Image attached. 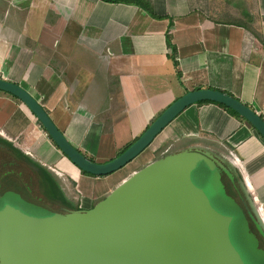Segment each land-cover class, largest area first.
Returning <instances> with one entry per match:
<instances>
[{"label":"crops","instance_id":"crops-1","mask_svg":"<svg viewBox=\"0 0 264 264\" xmlns=\"http://www.w3.org/2000/svg\"><path fill=\"white\" fill-rule=\"evenodd\" d=\"M117 2L0 0V78L28 92L73 147L109 161L197 89L227 92L264 119V34L255 29L264 27V0H149L151 16L133 1ZM166 142L231 161L264 219V141L244 119L196 103L146 151ZM15 150L95 201L81 209L110 192L103 181L111 176L82 175L26 106L0 91V169L22 161Z\"/></svg>","mask_w":264,"mask_h":264},{"label":"water","instance_id":"water-1","mask_svg":"<svg viewBox=\"0 0 264 264\" xmlns=\"http://www.w3.org/2000/svg\"><path fill=\"white\" fill-rule=\"evenodd\" d=\"M0 91L26 106L71 164L96 177L122 169L183 110L203 101L234 111L264 141V120L248 106L222 91L197 89L174 100L128 148L101 163L73 147L19 85L0 78ZM198 164L220 169L229 178L239 175L221 154L194 146L144 165L88 209L34 217L0 207V264H241L226 242L222 221L208 208L205 193L187 180ZM237 184L245 209L264 235L262 214L240 177Z\"/></svg>","mask_w":264,"mask_h":264},{"label":"rangeland","instance_id":"rangeland-1","mask_svg":"<svg viewBox=\"0 0 264 264\" xmlns=\"http://www.w3.org/2000/svg\"><path fill=\"white\" fill-rule=\"evenodd\" d=\"M234 19L236 18L234 17ZM255 29L257 30V34L263 36L264 27L256 26ZM157 143L158 140L151 148ZM182 146L181 143L166 142L165 145L152 154L145 149L144 151L146 153H143V151V154L141 153L122 169L110 175L103 176H111L103 182H106V185L111 183V191L119 181L121 182V180L127 178L144 165L167 153L178 151L182 149ZM123 148L121 147L118 152L122 151ZM8 168H16L19 170L20 167H10L5 161L3 169ZM20 170L18 171L21 174L19 178L22 180V183L25 180L28 182L31 196L22 193L21 182L18 179L11 182V184L5 183L13 187L9 188L10 186L6 185L0 186V207L12 209L20 214L34 217L46 216L52 211H55L61 203L49 202L50 200L46 199L41 192L38 181L34 179L33 173L28 168H25V170L20 168ZM47 170L55 177L59 186L64 190V199H68L72 204H77L78 206L80 202L83 206L89 205L88 198L77 193L74 183L65 180L64 176L58 178L50 169ZM221 171L220 169L208 170L203 164H198L188 173L187 180L205 193L208 208L222 221L226 242L241 264H264V235L255 225L250 212L244 210L241 206L239 197L237 195H229L225 192L221 183ZM99 199L97 198L96 200ZM94 202L92 201L90 204Z\"/></svg>","mask_w":264,"mask_h":264},{"label":"trees","instance_id":"trees-1","mask_svg":"<svg viewBox=\"0 0 264 264\" xmlns=\"http://www.w3.org/2000/svg\"><path fill=\"white\" fill-rule=\"evenodd\" d=\"M101 1L109 2V3H119L117 1H120V0H101ZM126 1H129V2L130 1H133V2H135V5L136 6L140 7L141 9H143L150 16L152 15L151 10H150V7H149V4H150L149 0H126ZM126 4H131V3H126ZM152 17H154V16H152ZM167 46L169 48H171V54L169 55V58L171 59V61L173 62V64L176 67L177 66V63L175 62V53H176V51H175V48H173L170 45L168 39H167ZM176 76H177V78L180 77V72L178 71V69L176 70ZM223 93H225V94L233 97L231 94H229L227 92H223ZM200 103H212V104H216V105L224 108L225 110H227L232 115L241 118L234 111L230 110L229 108L225 107L222 104L215 103V102H211V101H203V102H199L198 104H200ZM249 108L252 110L251 107H249ZM259 117L262 120H264L261 116H259ZM136 139L137 138L133 139L131 142H129L128 144H126L124 146V148L122 149V151L118 152L116 154V156L119 155L121 152H123L126 148H128ZM14 152L16 153V155H17L18 158L24 159L25 161H27L28 163H30L32 166H34V168H36V178H37V181H38V186H39L41 192L43 193V195L46 197V199H48L50 201L59 202V203H61V205L63 207L67 208L68 210H78V209H80L77 204H72L68 199H64L63 192H62L59 184L57 183L55 177L48 170H46L45 168H42L37 163L31 161L28 157L24 156L19 151L15 150ZM84 156L87 157L89 160L94 161L93 158H91V157H89V156H87L85 154H84ZM80 172L84 176H91V175H89L87 173H84L82 171H80Z\"/></svg>","mask_w":264,"mask_h":264},{"label":"flooded vegetation","instance_id":"flooded-vegetation-1","mask_svg":"<svg viewBox=\"0 0 264 264\" xmlns=\"http://www.w3.org/2000/svg\"><path fill=\"white\" fill-rule=\"evenodd\" d=\"M12 159V158H11ZM10 162V167H20L22 168V170H25V168H28L34 175V179L36 180V168H34V166H32L30 163H28L27 161H25L24 159H22V161H20L18 163V161L16 162L15 159L12 161L9 160ZM19 168V170H20ZM18 169H0V186H10L9 188L13 187L11 184V182L16 181L17 179L19 180V182H21L22 180L19 178L21 174H19ZM21 171V170H20ZM26 174V172H25ZM238 176L234 175L232 177H228L227 174L223 171H221V183L225 189V192L229 195H237L240 199V204L241 206L244 208V210L249 211L248 209H245V205H244V196L242 194V192L240 191L237 181H238ZM5 183H9V184H5ZM20 188V187H19ZM21 191L24 195H29L31 196V191H30V187L28 182L25 180L23 181V183L21 182ZM236 192H235V191ZM235 193V194H234ZM65 210H68L67 208L63 207L62 205H60L55 211L52 212H64Z\"/></svg>","mask_w":264,"mask_h":264},{"label":"bare ground","instance_id":"bare-ground-1","mask_svg":"<svg viewBox=\"0 0 264 264\" xmlns=\"http://www.w3.org/2000/svg\"><path fill=\"white\" fill-rule=\"evenodd\" d=\"M123 179V178H122Z\"/></svg>","mask_w":264,"mask_h":264}]
</instances>
